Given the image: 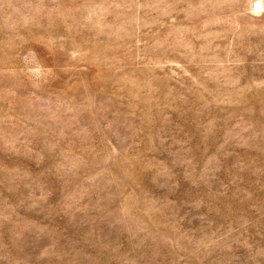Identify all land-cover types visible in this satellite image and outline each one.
Wrapping results in <instances>:
<instances>
[{
	"label": "rangeland",
	"instance_id": "obj_1",
	"mask_svg": "<svg viewBox=\"0 0 264 264\" xmlns=\"http://www.w3.org/2000/svg\"><path fill=\"white\" fill-rule=\"evenodd\" d=\"M0 264H264V0H0Z\"/></svg>",
	"mask_w": 264,
	"mask_h": 264
}]
</instances>
